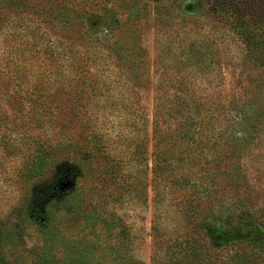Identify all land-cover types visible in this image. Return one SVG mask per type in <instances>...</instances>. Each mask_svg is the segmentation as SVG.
I'll return each mask as SVG.
<instances>
[{
    "label": "rangeland",
    "instance_id": "374dc122",
    "mask_svg": "<svg viewBox=\"0 0 264 264\" xmlns=\"http://www.w3.org/2000/svg\"><path fill=\"white\" fill-rule=\"evenodd\" d=\"M217 1L0 0L1 107L31 117L30 124L0 123V140L30 145L26 129L35 127L54 143L79 144L60 153L33 188L34 201L47 195L59 170L83 175L76 182L85 188L90 219L60 208V264L77 256L67 243L82 236L94 264H123L111 258L126 252L158 264L167 246L184 242L210 247L218 261L242 249L264 257V71L251 66L239 37L215 16ZM21 2L39 6L26 14ZM205 47L201 65L194 51ZM38 95L39 106L54 107L52 123L37 110ZM177 96L200 100L211 122L181 123ZM248 114L255 123H246ZM1 146L0 222L10 224L30 189L17 173L24 156ZM164 150L169 169L155 172ZM71 179L59 177L54 190L71 191ZM39 235L30 225L26 243L2 248L3 256L32 264Z\"/></svg>",
    "mask_w": 264,
    "mask_h": 264
},
{
    "label": "trees",
    "instance_id": "16d2710c",
    "mask_svg": "<svg viewBox=\"0 0 264 264\" xmlns=\"http://www.w3.org/2000/svg\"><path fill=\"white\" fill-rule=\"evenodd\" d=\"M21 3L24 5L21 10H25L26 14L33 13L38 9L37 6H39L33 3ZM16 5L18 6V3ZM212 10L215 16L222 20L223 25L239 37L251 66L255 69L264 71V0H220L213 5ZM37 29L38 28L35 26L33 32H37ZM25 30L31 33L32 29L29 26V22L26 23ZM196 47L197 45L195 44L194 48ZM203 49L204 50L198 49L194 51V61L201 65L207 64L206 56L209 48L205 47ZM4 53V57L6 54H9L5 51ZM1 57H3V55L0 56V58ZM8 57L10 58V55ZM1 72L2 71H0V88L3 87L5 83L3 82L5 74ZM15 74V72L11 73L12 76ZM40 96L41 95H38L37 99L34 101L38 107L42 108L37 110H39L41 114H46L49 120L48 122L52 123L51 120L55 113L54 107L52 105L39 106V99L41 100ZM1 101H3L2 96H0V123H7V121L11 123H31L28 121L31 117H28L27 120H24V118L20 119V116L16 114L20 112L19 110L9 114L6 108L1 107ZM42 101L46 102V100ZM176 102L178 105L183 106L185 111V113L181 115L183 118L181 123L211 122L210 118L207 119L206 117H202L201 110H199L202 105L200 100L196 101L194 99L195 103H191L188 97L177 96ZM30 114L31 110L28 109L25 115ZM11 115L14 117H11ZM255 121L256 117L253 116V114L247 115L246 123H255ZM154 123H158L157 119ZM38 126L43 132L46 131L44 126ZM81 128L84 134H88L89 125L87 123H84ZM34 130L35 127L26 129L27 139L30 145L25 142L26 145L24 146L23 144L21 148L19 147L20 142L16 140H10L9 142L0 140V144H2L1 147L6 152L13 153L18 150L20 152L18 153L19 156H24L21 161V166L18 167L17 173L22 184L30 189L28 196H26L23 201L24 203L15 208L14 212L16 217H14V221L10 224H6L3 221L0 222V264H13L3 256L1 249L4 247H22L26 243L28 227L30 225L38 227L39 236L42 241L41 245L35 248L36 258L32 264H60L57 255L61 239L58 237L59 223L57 224L58 220L56 217L58 212H60V208H64L67 215L73 217L75 215L78 217L81 215L87 220L90 219V214L87 213L90 206L88 204L86 205V201L88 202L86 194H82L85 188L77 185V180L83 177V175L82 173L78 174L77 172L79 170L77 171V169L75 173L64 172L63 174L59 170V173L55 175V179L49 180V183L53 182L52 184L48 183L49 185L46 187L47 195L44 196L42 192H39L37 193L39 199L33 201V188L36 187V189H38L43 185L44 182L41 183V181L48 176L52 167L55 166L56 157L59 156L60 153H66L69 149L76 151L79 147V144L73 142L71 139H64L59 143H54V139L51 137L48 138L47 135L43 137L41 134L34 133ZM87 134L85 135L87 142H83V147H85L86 150L90 140V136ZM97 147L99 151L102 150L100 145ZM80 150L81 149L78 150L79 153L81 152ZM211 150L215 154L218 152V150ZM161 156L159 154L156 155L158 161L154 165V171L157 172L161 170L164 173L168 171L170 165L168 153L164 150L161 152ZM83 162L84 165L89 162V155L86 152L84 153ZM67 174H69L68 177L64 176ZM59 177L61 179L60 183L62 180L72 178L71 180L74 181V185L71 187V191L64 194L60 190H54V186L57 185V179ZM55 209L58 211H54ZM100 216L101 215L98 214L96 217L98 221L100 220ZM85 238V236L78 237V241L75 242L76 245H72L71 242H69V244L67 243L68 249L76 250L77 255L71 259L69 264H94V262H90L91 249L87 246V240ZM126 238H128L127 235ZM63 245L66 246L65 242ZM129 254V252H126L123 255H119L120 257L115 256L111 258V260L114 262V260L119 259L120 263L123 262V264H145L144 262L130 257ZM262 254L263 253L255 249H251V251L242 249L236 251L228 260L218 261L216 254L210 251V247H197L184 242L181 243L179 247L175 246L173 249L167 246V254L160 259L158 264H264V257H262Z\"/></svg>",
    "mask_w": 264,
    "mask_h": 264
}]
</instances>
